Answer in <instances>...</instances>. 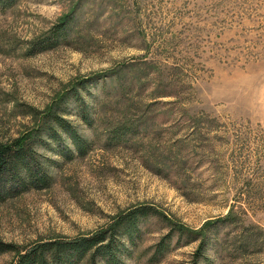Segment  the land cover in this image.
<instances>
[{
	"label": "rangeland",
	"instance_id": "374dc122",
	"mask_svg": "<svg viewBox=\"0 0 264 264\" xmlns=\"http://www.w3.org/2000/svg\"><path fill=\"white\" fill-rule=\"evenodd\" d=\"M64 20L66 38L32 51ZM54 113L87 154L49 138ZM38 129L53 181L0 200V241L74 240L151 205L170 221L120 234L126 264H264V0H0V144ZM93 263L109 264H79Z\"/></svg>",
	"mask_w": 264,
	"mask_h": 264
},
{
	"label": "trees",
	"instance_id": "16d2710c",
	"mask_svg": "<svg viewBox=\"0 0 264 264\" xmlns=\"http://www.w3.org/2000/svg\"><path fill=\"white\" fill-rule=\"evenodd\" d=\"M13 0H8L12 3ZM69 21H62L54 26L48 34L38 39L32 51H44L58 45L59 41L69 35ZM85 83L82 87L87 88ZM75 96V95H74ZM72 96V97H74ZM80 115L89 125L92 122L85 112V107L80 106ZM50 131L48 136L56 142L61 140L59 130L64 132L72 141L75 151L79 155H85L92 146L91 140L81 134L78 129L63 115L54 113L49 122ZM46 126V125H45ZM133 125L120 124L114 128V138L124 139L126 133L132 130ZM40 129L32 133H27L11 143L0 144V200L19 195L30 188L45 189L50 187L53 177L46 170L43 162L40 160V154L36 149V144L40 137ZM46 147L50 146L47 142ZM61 156L73 157L72 149H61ZM150 213L159 214L161 218L169 223V218L154 206L141 205L120 215L119 219L109 228L103 229L98 233L82 236L74 240H52L40 242L28 250H22L20 246L11 242L0 241V255L8 251L18 253L17 264H79L87 255H91L93 260L97 257H103L109 264H126L118 256L120 252L119 236L127 234L130 242L133 244L134 236L139 230L140 220ZM187 230L183 226L179 229L180 236ZM173 231L167 233L157 244L156 254L165 251L169 245ZM198 234H193L191 240H195ZM190 241V240H189ZM202 243H205L203 241ZM203 244H201V248ZM200 248V251H201ZM197 252V257L201 252ZM199 259V258H198ZM94 264V263H93ZM193 264H198L196 259Z\"/></svg>",
	"mask_w": 264,
	"mask_h": 264
}]
</instances>
